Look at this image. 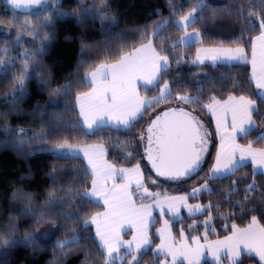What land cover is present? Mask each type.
<instances>
[{"label": "snow or ice", "instance_id": "obj_1", "mask_svg": "<svg viewBox=\"0 0 264 264\" xmlns=\"http://www.w3.org/2000/svg\"><path fill=\"white\" fill-rule=\"evenodd\" d=\"M7 3L14 10L40 9L38 19L43 12L49 13L43 17L42 25H33L27 20L20 25L15 17L0 20L9 28L16 27L18 42L24 32L36 39L44 28L52 29L57 16L69 15L65 12L54 16L46 7L48 0H7ZM108 7L105 0H99V3L93 0L88 6H85L84 0H78L72 14L77 19L88 16L115 24V18L107 16ZM205 7L204 0H200L185 11L183 3L169 0L170 15L154 21L153 25H145L144 31L139 34L138 45L134 42L131 49L122 45L115 53L113 46L106 45L98 55H115L112 62L105 59L93 63L78 80H69L50 89V97L69 99L66 108L71 109L74 118L66 121L61 117L53 124L47 122V116L42 114L41 133H33L35 139L45 147L53 143V153L83 154L79 168L73 170V179L60 181L58 185L56 169L50 174L52 184L40 207L37 223L63 229L66 239L57 241L54 249L62 250L83 241L87 245L85 260L91 261V264H117V261L124 264L125 260L127 264H169V257L172 264H177L180 256L187 264H193L194 258L195 264H200L205 249L211 264H223L225 259L228 264H243L245 253L249 256L254 254L260 264H264V176L257 177V170L264 169V147H256L257 144H264V0H241L240 3L227 5L228 14L234 15L240 25V36L229 42L233 46L198 47L195 59L189 61L176 49L190 47L192 43H204V30L193 26L207 22L197 20ZM56 8L58 5L53 2L52 9ZM156 15L161 14L158 12ZM216 15L218 13H213L211 18L215 19ZM190 27L192 32L188 31ZM139 31L134 30L133 35ZM256 31L259 35L245 36V33ZM175 32L182 35L176 37ZM48 38L49 32L44 31L43 39ZM121 39L127 41L130 37L121 34ZM249 42L252 72L246 82L254 84L255 91L247 95L234 94L244 91V82L238 84L231 76L193 73L185 79L182 75L176 78L172 72L173 62L177 66L183 63L192 67H207L208 61L217 69L225 65L249 63ZM2 51L4 60H0V66L4 69L15 67L14 60H7V46ZM43 51L41 45L31 55L19 54L25 63L16 79L9 81L12 91L5 93L12 97V104L23 100L27 91L26 82L32 78L29 73L39 63L27 61ZM85 62L82 58L77 75ZM3 74L7 76L6 71ZM229 80L232 81L233 91L224 99V92L217 91V84L222 89ZM82 86L88 90L79 91ZM206 88L213 94L206 95ZM74 89L77 91L73 104ZM185 105L193 107L189 109ZM57 106L58 100L48 101L47 107ZM197 110L204 117H211L210 123L214 122L215 137L219 141L218 145H213L216 152L204 174V182L193 186L191 192L178 188L177 191L183 192L180 195L151 191V188L159 187L152 173L155 177L182 185L187 179L199 177L204 172V165L209 164L207 158L212 156L209 146L213 133L196 114ZM34 112H41V109L37 107ZM146 115L147 120L141 127ZM105 128L109 132H122L125 136L122 142L119 138L112 141L111 136L107 137L117 147L123 145L120 157L111 163L103 159V137L96 144L77 147L80 137L71 134L83 132L85 136H92ZM4 131L9 136L27 135L23 128L13 130L5 127ZM253 133L254 138L246 144L237 142ZM15 146L17 149L31 147L23 139ZM245 161L250 162L251 173L236 177L240 168L246 166ZM117 163L130 167L118 168ZM225 180L228 181L226 187L213 186L215 182ZM205 193L209 197L207 204L189 203L190 199H203ZM213 197L215 204L212 203ZM12 199L27 200L29 205L32 202L31 195L23 189L14 192ZM101 205L103 211H93ZM182 209L188 213L187 219L191 223L187 224V229L182 224L178 244L172 230L178 219H184ZM157 210L162 226L156 229L160 243L153 248L151 226L154 224L153 213ZM30 214L35 217V212L30 211ZM237 215L242 222L247 221L243 226L236 222ZM217 219L225 222L223 231L229 234L223 239L210 240L209 235L216 230ZM227 221H232L230 227ZM126 224L130 225V239L123 238L127 235L124 231ZM201 226L203 233L199 231ZM6 228L0 235V246L16 245V225L9 222ZM92 228L95 229L94 236ZM37 240L36 235L26 233L19 242L30 246Z\"/></svg>", "mask_w": 264, "mask_h": 264}, {"label": "trees", "instance_id": "obj_2", "mask_svg": "<svg viewBox=\"0 0 264 264\" xmlns=\"http://www.w3.org/2000/svg\"><path fill=\"white\" fill-rule=\"evenodd\" d=\"M55 2L58 8L52 9V3ZM99 3V0H96ZM178 2L184 4L185 11L189 9L191 5H195L200 0H178ZM206 7L204 11L197 17V20L204 19L207 22L204 24L197 23L194 28H202L205 35L202 37L204 43H192L190 47L184 46L177 48L176 51L182 52L186 59L193 60L195 52L198 47H210L221 46L224 47L233 46L230 45V41L236 40L240 36V25L238 24L234 15H229L227 11V5L231 3H240L241 0H204ZM78 0H48L47 8L52 12L54 16L57 13H69L68 16H57L52 29L44 28L41 35L33 39L32 35L28 32H24L19 42L17 41L16 27L9 28L7 23H0V31L7 29L6 35L0 32V60H4L3 49L7 46V60L15 61V67H8L4 69L0 66V235L6 230V226L9 222L16 225L18 231L15 236L18 239L16 245H9L7 247L0 246V264H91V261L85 260V253L87 251V245L85 242L80 244H72L62 250L54 249V245L59 240L66 239L63 229H53L50 224H38L37 220L40 218V207L44 204V200L47 192L50 190L52 181L50 174L53 169H56V179L59 185L60 181L71 180L74 178L73 170L79 168L81 164V157L75 155H54L50 152V149L54 147L53 143H50L47 147L43 146L42 142L35 139L33 133L40 134L42 121L41 115L47 116V122L55 123L58 118L64 120H70L74 118V114L71 109H67L66 105L70 102L68 98L50 97L49 91L52 88H56L61 84L68 82L69 80H78L79 77L84 75L86 69H88L93 63H99L102 60L107 59L112 62L115 59L113 56H100L98 52L106 45L113 46V51L118 49L122 45H126L128 49L139 44V34L144 31L145 25H153L154 21L162 20L170 15L169 12V0H105V3L109 5L107 16L109 18H115V24L108 22H101L99 18H90L88 16L77 19L73 13L76 9ZM93 0H84L85 6L91 5ZM41 10L37 11H19L14 10L8 5L6 0H0V20L11 19L15 17L20 25H23L25 21L31 22L33 25H42L43 17L47 16L48 12H43L39 19L37 14ZM161 15H156V13ZM213 13H218L215 19H212ZM95 15V14H94ZM258 27V26H257ZM139 29L140 31L133 35V31ZM188 30H193L190 27ZM49 32V38L43 39V32ZM151 31V28H149ZM259 32L245 33V36H255ZM121 34L130 37L125 41L121 39ZM174 35L179 37L182 35L180 32H175ZM159 43V40H157ZM43 45V53L37 54L34 59L27 61L31 64H38L29 73L31 79L26 82V94L23 100L12 104V97L5 95L12 91L9 81L15 80L19 74L21 66L25 63V60L19 54L27 53L31 55L34 51L39 49ZM251 44L249 42L247 56L250 55ZM82 58L86 60L84 67L78 66L82 63ZM207 67H192L188 64H180L177 66L175 62L172 65V72L176 74V78L182 75L185 79L190 74L200 73L201 76L204 73H209L213 76H231L235 78V81L239 84L244 82L242 87L243 92L237 91L234 94H249L250 91H255V85H249L246 81L250 78L249 64L240 63L235 66H221L218 69L213 67L211 63ZM7 72V76H4V72ZM85 87H81L79 91H87ZM224 92V99L227 98V94L232 92V81L229 80L227 84L221 89V86L217 84V91ZM77 90H73V99L71 103H75L74 96ZM206 95L213 94L209 88L205 89ZM143 94V91H142ZM195 95V92L192 93ZM151 95V93H148ZM51 99L58 100L57 107H47L48 101ZM187 108L193 106L186 105ZM39 107L41 112H34ZM78 114V110H77ZM198 116L203 120L205 125L208 126V130L213 133L212 144H210V151L212 156L208 157L209 164L204 165V172H201L199 177H192L187 179L182 185L165 180L164 178L155 177L152 173V178L156 179L159 187L151 188V191H167L173 195L183 194L182 191H177L178 188L187 189L191 192L193 186H199L204 182V174L207 172L210 162L215 156L217 145V138L215 137V129L213 122L210 123L211 117H204L198 110L196 112ZM147 120L141 122V127ZM5 127H10L13 130L23 128L27 135L16 136L6 135ZM47 128V123L44 125ZM73 136L78 135L80 137L78 144L98 143L101 142V138H104V147L106 149V158L111 163L121 155V148L117 147L111 141L107 140V137L111 136L112 141L117 138L122 142L125 136L122 132H109L107 128L103 131H97L95 135L85 136L81 133H71ZM255 133L247 138L239 139L237 142L246 144L248 140L253 139ZM27 140L31 147H25L23 149H17L16 142L19 140ZM256 147H264V144H257ZM142 151V150H141ZM30 153V154H29ZM59 157V158H58ZM135 163V161H133ZM147 164V161H144ZM245 167L240 168L236 173V177L242 176L245 173H251L252 166L250 163H245ZM116 166H130L127 164L117 163ZM82 171V169H81ZM264 176V174L257 170V177ZM236 177H233L235 179ZM228 181L215 182L214 187H226ZM18 189H23L25 193L30 194L32 202L29 205L27 200L24 199H12V194ZM235 199V197H233ZM191 203L207 204L209 197L204 194L203 199H190ZM212 203H216L215 197L212 198ZM103 206L94 208L93 211H101ZM227 211V205H225ZM31 212H35L33 217ZM184 219H178L175 223V228L172 230L173 236L176 240H179V230L183 224L187 229V224L191 223L187 219L188 214L182 213ZM168 217H165L167 219ZM204 219L203 216L200 217ZM236 222L243 226L247 221H241L240 216L237 215ZM225 222L217 219L214 232H210L209 239H216L224 237L229 233L223 231ZM230 227L232 221L226 222ZM160 224V216L158 213L154 214V224L151 226V233L153 234L154 243L153 248L158 244L159 239L155 233L156 228ZM46 228L52 235L48 238H40L39 233L42 229ZM39 229V230H38ZM203 233V226L199 229ZM26 233H31L38 237V240L34 245L24 246L19 241H22ZM94 228H92V235L94 236ZM187 234V233H186ZM71 235V233H69ZM95 250L93 249V254ZM146 257L145 259H149ZM163 259V257H161ZM169 261V260H168ZM243 264H260V262L254 257L245 254L242 257ZM117 264H120L117 261ZM127 264V260L124 261ZM169 264H172L169 262ZM177 264H185L183 262H177ZM201 264H211V260L206 258ZM223 264H228L225 259Z\"/></svg>", "mask_w": 264, "mask_h": 264}, {"label": "crops", "instance_id": "obj_3", "mask_svg": "<svg viewBox=\"0 0 264 264\" xmlns=\"http://www.w3.org/2000/svg\"><path fill=\"white\" fill-rule=\"evenodd\" d=\"M189 32H192L193 30H188ZM257 35H259V33L257 34ZM256 36V35H255ZM213 47H219V46H210V47H203V48H213ZM194 59H195V57H194ZM251 59H252V55H251V49H250V55L248 56V61H249V75H250V77H251V72H252V68H251V63H250V61H251ZM206 63H210V62H208V61H206ZM225 99H227V98H225ZM213 125H214V129H215V124H214V122H213ZM218 143H219V141H218V139H217V145H218ZM92 144H96V143H88V144H78V145H76L77 147H86V146H88V145H92ZM105 148V147H104ZM216 152V151H215ZM68 155H75V156H79V157H81L82 158V156H83V154L82 153H73V154H68ZM103 159H106L107 160V158H106V149H105V156L103 157ZM108 161V160H107ZM109 162V161H108ZM110 163V162H109ZM245 163H250V162H248V161H245L244 162V164ZM116 167H130V166H116ZM258 170H260L263 174H264V169H258ZM120 181H117V183H119ZM104 209H102L101 211H103ZM155 213H158L159 214V211L157 210V211H155L154 213H153V218H154V214ZM182 213H186V214H188L187 212H185L183 209L181 210V215H182ZM162 226V221L160 220V224H159V226L157 227V228H160ZM156 228V229H157ZM124 231L127 233V235H125L123 238L124 239H130L131 238V232H130V225H125V228H124ZM94 232H95V229H94ZM155 233H156V230H155ZM157 237H158V239H159V236L157 235ZM224 237H221V238H216V239H223ZM216 239H212V240H216ZM177 241V243L179 244V242H180V239L179 240H176ZM201 242H203V241H201ZM160 243V239H159V242H158V244ZM245 254H247V253H245ZM252 256H254L255 257V255L254 254H252ZM206 258H208V259H210V257L207 255V250L205 249L204 250V254L200 257V264L202 263V261L204 260V259H206ZM258 261H259V259H258V257H255ZM169 259V261L172 263V261H171V257H169L168 258ZM211 260V259H210ZM177 262H183V263H185V264H187V261H185L184 259H183V257L182 256H180V257H178V259H177ZM193 264H195V258L193 259Z\"/></svg>", "mask_w": 264, "mask_h": 264}, {"label": "rangeland", "instance_id": "obj_4", "mask_svg": "<svg viewBox=\"0 0 264 264\" xmlns=\"http://www.w3.org/2000/svg\"><path fill=\"white\" fill-rule=\"evenodd\" d=\"M38 10V8H33L32 9V11H37ZM1 34H4V35H6L7 34V32H8V30L6 29H2L1 31ZM185 107L187 108V106L185 105ZM50 152L52 153V154H54V155H68V153H53L52 152V148L50 149ZM190 204H197V203H191V202H189ZM185 211V210H184ZM186 212V211H185ZM52 235V233L51 232H49L46 228H44V229H42L41 231H40V233H39V236H40V238H42V239H44V238H48V237H50ZM169 260V259H168ZM170 262V261H169Z\"/></svg>", "mask_w": 264, "mask_h": 264}, {"label": "water", "instance_id": "obj_5", "mask_svg": "<svg viewBox=\"0 0 264 264\" xmlns=\"http://www.w3.org/2000/svg\"><path fill=\"white\" fill-rule=\"evenodd\" d=\"M7 1V0H6ZM33 9V8H32ZM32 9H27V10H25V9H19V11H23V12H27V11H31Z\"/></svg>", "mask_w": 264, "mask_h": 264}]
</instances>
